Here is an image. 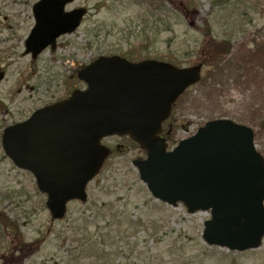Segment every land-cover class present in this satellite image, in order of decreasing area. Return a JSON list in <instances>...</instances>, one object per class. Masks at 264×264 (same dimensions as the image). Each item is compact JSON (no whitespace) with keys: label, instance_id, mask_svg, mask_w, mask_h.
I'll use <instances>...</instances> for the list:
<instances>
[{"label":"rangeland","instance_id":"obj_1","mask_svg":"<svg viewBox=\"0 0 264 264\" xmlns=\"http://www.w3.org/2000/svg\"><path fill=\"white\" fill-rule=\"evenodd\" d=\"M37 1L0 0V139L35 109L82 90L76 71L117 55L181 68L203 63L199 83L172 108L168 149L206 122L227 119L254 131L264 157V0H74L67 11L87 10L80 27L31 59L24 41ZM207 28L228 53L211 59ZM102 144L111 154L86 202L68 204L53 221L33 177L13 166L0 140V264H264V238L241 253L208 246L201 238L208 212L154 200L131 165L144 152L128 138Z\"/></svg>","mask_w":264,"mask_h":264},{"label":"water","instance_id":"obj_2","mask_svg":"<svg viewBox=\"0 0 264 264\" xmlns=\"http://www.w3.org/2000/svg\"><path fill=\"white\" fill-rule=\"evenodd\" d=\"M72 0H39L24 54L36 58L74 32L86 10L65 12ZM201 64L175 68L145 60L102 56L77 72L86 86L69 98L35 111L2 131L1 147L12 164L28 171L46 208L60 220L71 201H86L87 184L110 151L101 140L129 137L145 151L134 160L139 180L162 203H180L193 214L208 211L202 240L232 252L257 249L264 237V159L253 131L225 119L207 122L170 151L159 137L172 105L200 80ZM4 72L0 70V82Z\"/></svg>","mask_w":264,"mask_h":264},{"label":"trees","instance_id":"obj_3","mask_svg":"<svg viewBox=\"0 0 264 264\" xmlns=\"http://www.w3.org/2000/svg\"><path fill=\"white\" fill-rule=\"evenodd\" d=\"M205 34H206L207 37L210 38L208 44H206V46H207V48H206L207 50L206 51H207V54L209 56L210 55L213 56V57H211V59H213L215 57L214 55H218L219 56V52L228 53L230 47L228 46V43L227 42H220V43H218L215 40H212L208 28H207ZM221 49H223V51ZM173 65L176 66V64H174V63H173ZM166 134H168V130H166Z\"/></svg>","mask_w":264,"mask_h":264},{"label":"flooded vegetation","instance_id":"obj_4","mask_svg":"<svg viewBox=\"0 0 264 264\" xmlns=\"http://www.w3.org/2000/svg\"><path fill=\"white\" fill-rule=\"evenodd\" d=\"M162 136L164 135V131L162 130V134H161Z\"/></svg>","mask_w":264,"mask_h":264}]
</instances>
